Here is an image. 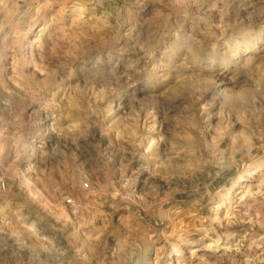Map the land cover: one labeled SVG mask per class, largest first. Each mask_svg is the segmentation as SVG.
Wrapping results in <instances>:
<instances>
[{
    "label": "clouds",
    "instance_id": "1",
    "mask_svg": "<svg viewBox=\"0 0 264 264\" xmlns=\"http://www.w3.org/2000/svg\"><path fill=\"white\" fill-rule=\"evenodd\" d=\"M0 264H264V0H0Z\"/></svg>",
    "mask_w": 264,
    "mask_h": 264
}]
</instances>
